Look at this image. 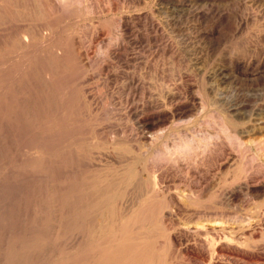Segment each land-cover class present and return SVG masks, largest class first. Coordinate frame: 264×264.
<instances>
[{
    "label": "rangeland",
    "instance_id": "rangeland-1",
    "mask_svg": "<svg viewBox=\"0 0 264 264\" xmlns=\"http://www.w3.org/2000/svg\"><path fill=\"white\" fill-rule=\"evenodd\" d=\"M230 107L264 113V0H0V264H95L123 234L206 264L196 223L226 235L209 264H264V131Z\"/></svg>",
    "mask_w": 264,
    "mask_h": 264
},
{
    "label": "bare ground",
    "instance_id": "bare-ground-1",
    "mask_svg": "<svg viewBox=\"0 0 264 264\" xmlns=\"http://www.w3.org/2000/svg\"><path fill=\"white\" fill-rule=\"evenodd\" d=\"M149 24L151 25V26H154V23H153V21L151 20V19H149ZM188 106L186 105V104H174L173 105V107L170 109V111H168V113L167 112H165V111H160V112H154L153 113V118H154V120H156V121H158V120H165V119H167L168 117H173V118H181L182 116H184L187 112H188V108H187ZM228 111H229V113H230V116H232V115H236V119H235V122L234 123H236V124H238L239 125V127H241L242 129H241V131L243 132V133H246V134H250V133H254V132H261V131H264V113L262 114H260V112H256L253 116L252 115H249L247 112H245L244 113V111H243V113H240V111H239V109H238V107H230V108H228ZM243 114H244V116L245 117H242L243 116ZM252 116V117H251ZM245 118V119H244ZM233 126V125H232ZM165 154H166V156H168V158L170 157V154H171V152H169V150H165ZM62 172V171H61ZM101 173V172H100ZM105 173H107V172H105ZM64 174V173H63ZM62 175V174H61ZM60 175V176H61ZM93 175H94V173H93ZM96 175V174H95ZM100 175H102V174H100ZM240 175V173L237 175V176H239ZM90 176V175H89ZM94 177V176H93ZM97 178H98V176H96ZM122 177V176H121ZM236 177V176H235ZM239 178V177H238ZM237 179V178H236ZM105 180V179H104ZM104 180H103V183H105L104 182ZM107 180V179H106ZM238 180V179H237ZM88 181H90L89 183H91V181H93L92 179L90 180H88ZM87 181V182H88ZM96 181V180H95ZM94 181V182H95ZM94 182H92L93 183V185H94ZM100 182V181H99ZM109 182H110V180H109ZM112 182V181H111ZM88 183V184H89ZM97 183V182H96ZM95 183V184H96ZM113 183H115L116 184V182H113ZM112 183V184H113ZM85 184H86V182H85ZM106 184H107V182H106ZM105 184H103V186H104ZM109 185V184H108ZM125 185V184H124ZM129 185V184H128ZM97 186H98V184H97ZM99 186H100V184H99ZM112 187H113V185H111ZM117 186V185H116ZM123 186V185H122ZM121 186V187H122ZM63 187H65V186H63ZM95 187V186H94ZM101 187H102V185H101ZM124 187V186H123ZM122 187V188H123ZM244 187L245 188H247V189H249L250 187H251V185L249 184V183H247V182H245L244 183ZM90 188H91V185H90ZM89 188V189H90ZM105 188H106V186H105ZM116 189L117 187H115V185H114V187H113V189ZM121 188V189H122ZM139 188H141V187H139ZM86 189V188H85ZM88 189V190H89ZM70 190V189H69ZM91 190V189H90ZM102 190H103V188H102ZM111 190V189H110ZM123 190V189H122ZM112 191V190H111ZM121 191V190H120ZM120 191H118V192H120ZM155 191V190H154ZM98 192H100L99 194H101L102 195V193L103 192H105V191H101V190H98ZM115 192V191H114ZM117 192V193H118ZM141 192V191H140ZM146 192V191H145ZM60 193H62V192H60ZM79 193V192H78ZM87 193H89V192H87ZM93 193V192H92ZM231 193L232 194H234V190H232L231 191ZM86 194V193H85ZM104 194V193H103ZM106 194V193H105ZM118 194H121V193H118ZM155 194V193H154ZM87 195V194H86ZM95 194H93V196H94ZM98 195V194H97ZM96 195V196H97ZM100 195V196H101ZM108 195H111V194H109L108 193ZM107 195V196H108ZM142 195V194H141ZM57 196V195H56ZM89 196V195H88ZM87 196V197H88ZM104 196V195H103ZM106 196V195H105ZM113 196V195H112ZM151 196V195H150ZM63 197V196H62ZM70 197V196H69ZM91 197V196H90ZM90 197H89V199H90ZM169 197V199H175V195H173V194H171V195H169L168 196ZM56 198V197H55ZM54 198V199H55ZM58 198V197H57ZM93 198V197H92ZM96 198H98V197H96ZM96 198H94L95 200H96ZM117 198V197H116ZM61 199V198H60ZM63 199H65V198H63ZM168 199V198H167ZM57 200V199H56ZM92 200V199H91ZM87 201V200H86ZM99 201V200H98ZM97 201V202H98ZM92 202V201H91ZM143 202H146V201H143ZM153 202V201H152ZM59 203V202H58ZM62 203V202H61ZM105 203V202H104ZM148 203V202H147ZM147 203H143L145 206H146V204ZM68 204V203H67ZM154 203H152V205H153ZM100 205V204H99ZM149 204H147V206H148ZM151 205V204H150ZM151 205V206H152ZM156 205H158V204H155V205H153L155 208H156ZM101 206V205H100ZM109 206V205H108ZM111 206V205H110ZM132 206V205H131ZM69 207V206H68ZM91 207V206H90ZM99 207V206H98ZM154 207H152V209L154 208ZM166 207V206H165ZM92 208H96V207H92ZM102 208V207H101ZM108 208V207H107ZM110 208V207H109ZM108 208V209H109ZM140 208V207H139ZM148 208V207H147ZM66 209V208H65ZM70 209V208H69ZM144 209V208H143ZM146 209V208H145ZM151 209V208H150ZM148 210H149V208H148ZM147 210V211H148ZM155 209H153V211H154ZM159 210V209H158ZM71 210H69V212H70ZM92 211H95V209L94 210H92ZM91 211V212H92ZM106 211V210H105ZM109 211V210H108ZM144 211H146V210H144ZM146 211V212H147ZM151 211V210H150ZM157 211V210H156ZM128 211H126V213H127ZM74 213V212H73ZM95 213V212H94ZM97 213V212H96ZM96 213L94 214V216L96 215ZM104 213H106V212H104ZM139 213V212H138ZM148 213V216H149V213L150 212H147ZM67 214V213H66ZM92 214V213H91ZM90 214V215H91ZM99 214V213H98ZM154 214H155V212H154ZM164 214H166V213H164L163 212V214L162 215H164ZM134 215V214H133ZM144 215V214H143ZM161 215V216H162ZM139 216V215H138ZM75 217V216H74ZM98 217H100V216H98ZM160 217V216H159ZM150 218V217H149ZM93 219V218H92ZM132 220H134L133 218H132ZM141 220V219H140ZM149 220V219H148ZM139 221V220H138ZM151 221V220H150ZM133 222V221H132ZM142 222V221H141ZM95 223V222H94ZM144 223V222H143ZM146 223V222H145ZM70 224V223H69ZM205 224V223H204ZM122 225V224H121ZM124 225V224H123ZM122 225V226H123ZM208 225V224H207ZM103 226H104V224H103ZM126 226H127V224H126ZM136 226V225H135ZM209 226V225H208ZM264 226V225H263ZM121 227V226H120ZM128 227V226H127ZM132 227V226H131ZM193 228L191 229V230H189V231H192V232H195V233H197L196 235H198V233H199V235H201V238L203 239V241H204V243H205V248H203V249H205L204 250V253H203V255L205 254L207 257H208V261L207 260H205L204 258V260L206 261V262H208V263H206V264H209L210 263V259L211 258H213L212 257V255L214 254V252H215V245H216V241H218V240H220V239H222V238H226V235H222V234H219L218 232H217V230H215L216 228L215 227H213V226H211V228H208V227H206V225H203V224H200V225H198V223H196V225H194V226H192ZM123 228V227H122ZM121 228V229H122ZM159 228V227H158ZM191 228V227H190ZM225 228V227H224ZM102 229V228H101ZM100 229V230H101ZM108 229V228H107ZM131 229H135V227H133V228H131ZM157 229V228H156ZM155 229V230H156ZM160 229H162V228H160ZM118 230H120V229H118ZM126 230V229H125ZM150 230V229H149ZM154 230V231H155ZM128 231H131V230H129L128 229ZM154 231H152V232H154ZM200 231H201V233H200ZM113 232V231H112ZM119 232V231H118ZM127 232V231H126ZM133 232H135V231H133ZM138 232V231H137ZM98 233V232H97ZM108 233V232H107ZM124 233V232H123ZM164 233V232H163ZM129 234V233H128ZM132 234V233H131ZM142 234V233H141ZM261 234V233H260ZM120 235V234H119ZM130 235V234H129ZM140 235V234H139ZM198 235V236H199ZM70 236V235H69ZM117 236H118V234H117ZM122 237H121V240L118 242V247H117V249H115V250H110V249H100L102 252H100L101 253V255H100V260H102V261H105V264H151L152 263V260H153V258H154V254L151 252L152 250L150 249V244H148V242H150V241H148L147 243L145 242V240H144V242L141 240V238H139L140 240H137L136 241V239L138 238V237H141V236H135V234L133 235L134 236V238L135 237H137L135 240H134V238H133V240L130 238V239H128V238H126V237H124V234L123 235H121ZM128 236V235H127ZM145 236V235H144ZM163 236V235H162ZM195 236V235H194ZM262 236V235H261ZM115 237V238H114ZM112 236V238H114V239H116V236ZM120 237V236H119ZM129 237H132V235H130ZM158 236H156V240L157 239H159V238H157ZM78 238H80V237H78ZM110 239H112L111 237H109ZM118 238V237H117ZM147 238V237H146ZM143 239V238H142ZM148 239H149V237H148ZM113 240V239H112ZM160 240V239H159ZM223 240V239H222ZM97 241V240H96ZM114 241V240H113ZM153 241H154V239H153ZM80 242V241H79ZM90 242V241H89ZM100 242H102V241H100ZM154 242H157V241H154ZM154 242H152V243H154ZM200 242V241H199ZM223 242V241H222ZM249 242V241H248ZM92 243V242H91ZM97 243V242H96ZM113 243V242H112ZM227 242H225V244H226ZM229 243V242H228ZM234 243V242H233ZM250 243V242H249ZM31 244V243H30ZM75 244H77V243H75ZM102 244V243H101ZM101 244H99L100 246H101ZM117 244V243H116ZM221 244V243H220ZM219 244V245H220ZM241 244V243H240ZM89 245V244H88ZM93 245H94V243H93ZM97 245V244H96ZM103 245V244H102ZM228 244H226V246H227ZM238 245V244H237ZM254 245V244H253ZM252 245V246H253ZM98 246V245H97ZM230 246V245H229ZM229 246H227V247H229ZM234 247H235V245H233ZM232 246V247H233ZM35 247V246H34ZM85 247V246H84ZM200 247H202V245L200 246ZM233 247V248H234ZM237 247V246H236ZM235 247V248H236ZM255 247V246H254ZM89 248H90V252H91V246H89ZM106 248V247H105ZM154 248V247H153ZM255 248H258V247H255ZM86 249H87V247H86ZM113 249V248H112ZM228 249V248H227ZM244 249V248H243ZM242 249V250H243ZM254 249V248H253ZM66 250V249H65ZM201 250V249H200ZM226 250V249H225ZM234 250V249H233ZM248 250V249H247ZM246 250V251H247ZM258 250V249H257ZM95 251V250H94ZM97 251H99L98 249H97ZM156 251V250H155ZM155 251H153V252H155ZM158 251V250H157ZM230 251V250H229ZM235 251H237V250H235ZM253 251V250H252ZM93 252V251H92ZM202 252H203V250H202ZM218 251H216V253H217ZM223 252V251H222ZM238 252V251H237ZM237 252H234V253H237ZM245 252V251H244ZM243 252V253H244ZM248 252V251H247ZM247 252H245V253H247ZM250 252V251H249ZM86 253H89V251L87 252L86 251ZM99 253V252H98ZM97 253V254H98ZM160 253V252H159ZM200 253V252H199ZM232 253V252H231ZM264 253V252H263ZM95 254V256H96V253H93V255ZM202 254V253H201ZM225 254V253H224ZM226 254H228V253H226ZM233 254V253H232ZM69 255V254H68ZM81 255H83V254H81ZM88 255H91V253L90 254H88ZM99 255V254H98ZM196 255V254H195ZM194 255V256H195ZM198 255V254H197ZM218 255V254H217ZM216 255V256H217ZM222 255V254H221ZM236 255V254H235ZM239 256H237V257H240V254H238ZM244 255V254H243ZM249 255V254H248ZM247 255V256H248ZM85 256V255H84ZM92 256V255H91ZM90 256V257H91ZM201 256V255H200ZM215 256V257H216ZM242 256V255H241ZM85 257H89V256H85ZM203 257H205V256H203ZM244 257V256H243ZM93 258V257H92ZM242 257H240V259H241ZM247 258V257H246ZM100 260H98V258H97V262L99 261L100 262ZM244 260V259H243ZM58 261V260H57ZM94 261H95V259H94ZM96 261H95V264H96ZM161 261H162V259H161ZM164 261V260H163ZM68 262V261H67ZM93 262V261H92ZM59 263V262H58ZM101 264H102V262H100ZM157 264H158V262H157ZM161 264V263H160Z\"/></svg>",
    "mask_w": 264,
    "mask_h": 264
}]
</instances>
